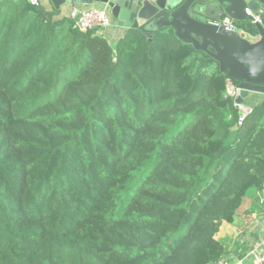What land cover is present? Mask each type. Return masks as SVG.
I'll list each match as a JSON object with an SVG mask.
<instances>
[{"label": "trees", "instance_id": "obj_1", "mask_svg": "<svg viewBox=\"0 0 264 264\" xmlns=\"http://www.w3.org/2000/svg\"><path fill=\"white\" fill-rule=\"evenodd\" d=\"M59 14L0 0V264H221L264 190V98L236 128L227 75L173 30L110 43Z\"/></svg>", "mask_w": 264, "mask_h": 264}, {"label": "water", "instance_id": "obj_2", "mask_svg": "<svg viewBox=\"0 0 264 264\" xmlns=\"http://www.w3.org/2000/svg\"><path fill=\"white\" fill-rule=\"evenodd\" d=\"M42 1L51 2L56 10L65 5L106 6L118 28L141 30L149 39L160 31L173 30L182 43L208 53L222 73L239 82L238 104L254 95L264 96V0ZM247 10L260 14L262 23L251 24L253 17ZM223 17L251 33L253 39L214 23Z\"/></svg>", "mask_w": 264, "mask_h": 264}, {"label": "crops", "instance_id": "obj_3", "mask_svg": "<svg viewBox=\"0 0 264 264\" xmlns=\"http://www.w3.org/2000/svg\"><path fill=\"white\" fill-rule=\"evenodd\" d=\"M44 6L49 11L55 9L49 1H44ZM92 7H97V5H65L59 10L60 14L57 18L69 17L68 15L73 10L84 12ZM126 31L127 29L123 28L109 30L111 36H117L118 34L121 36ZM263 98V96L254 95L247 99V104L256 105ZM260 196L258 191L250 190L245 197L243 206L236 215L235 221L231 224L223 223L221 226L215 240L225 252L223 264H252L247 257L250 246L264 240V204L261 203Z\"/></svg>", "mask_w": 264, "mask_h": 264}, {"label": "built area", "instance_id": "obj_4", "mask_svg": "<svg viewBox=\"0 0 264 264\" xmlns=\"http://www.w3.org/2000/svg\"><path fill=\"white\" fill-rule=\"evenodd\" d=\"M27 1L32 5H39L42 0ZM247 14L253 17L251 24L255 25L257 23H262V18L260 14L254 15L250 10H247ZM68 16L75 20V28L82 32H87L89 30L100 28L103 30L104 36L108 35L113 38L116 37L111 36L109 32V30L114 28L117 29L118 27L114 24L106 6L92 7L88 11L84 12L73 10ZM214 23L220 27L226 28L228 31H238L244 37L250 40L253 39L251 33L247 32L243 28H240V26L233 22L229 17H223L222 19L215 21ZM117 36V38H119V34ZM226 84L227 94L234 100V106L238 109L239 112V119L236 126V128H238L241 127L244 124L245 120L253 113V106L247 104V101H245L243 104H238L236 101L241 95V88H239V86L229 78L226 80ZM260 200L261 203L264 204V190L260 196ZM247 257L251 260L252 264H264V240H261L251 245Z\"/></svg>", "mask_w": 264, "mask_h": 264}, {"label": "rangeland", "instance_id": "obj_5", "mask_svg": "<svg viewBox=\"0 0 264 264\" xmlns=\"http://www.w3.org/2000/svg\"><path fill=\"white\" fill-rule=\"evenodd\" d=\"M124 37V35H122V36H119V38L121 39V38H123ZM105 38L106 39H108V41L110 42V43H112L113 42V40H110V39H116V40H118L119 38H117V36L116 37H110V36H108V35H105ZM73 76L72 75H67V74H65L64 75V77L62 78V81H61V83H60V85L58 86V88H57V90H55L52 94H51V98H53V97H55L63 88H64V86L71 80V79H73L72 78Z\"/></svg>", "mask_w": 264, "mask_h": 264}]
</instances>
